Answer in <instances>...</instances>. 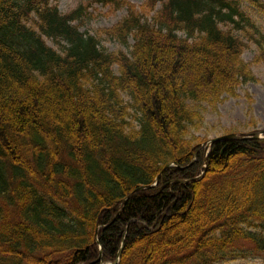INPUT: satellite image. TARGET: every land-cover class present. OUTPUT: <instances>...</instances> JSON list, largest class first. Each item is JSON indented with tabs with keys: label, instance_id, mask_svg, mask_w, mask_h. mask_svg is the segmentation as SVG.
I'll return each instance as SVG.
<instances>
[{
	"label": "trees",
	"instance_id": "obj_1",
	"mask_svg": "<svg viewBox=\"0 0 264 264\" xmlns=\"http://www.w3.org/2000/svg\"><path fill=\"white\" fill-rule=\"evenodd\" d=\"M97 1L127 5L100 35L133 36L130 53L80 29L87 6L0 0V264L111 263L122 244L118 264L264 254V138L207 152L197 135L209 108L257 80L223 25L252 27L264 59L244 6L264 18V0Z\"/></svg>",
	"mask_w": 264,
	"mask_h": 264
},
{
	"label": "rangeland",
	"instance_id": "obj_2",
	"mask_svg": "<svg viewBox=\"0 0 264 264\" xmlns=\"http://www.w3.org/2000/svg\"><path fill=\"white\" fill-rule=\"evenodd\" d=\"M125 1L134 4L137 7L136 9L141 11V7L148 0ZM57 4L64 14L71 12L80 5L87 6L89 15L85 18L80 29L93 35L98 34L101 39V46L109 51L118 52L123 50L130 53L134 44L133 36L130 37L127 44H123L118 40L100 35L103 29L116 25L127 16L129 12L127 5L115 8L112 4L104 5L97 0H58ZM244 6L257 28H260L264 33V18L248 4ZM160 7L161 3H158L156 9L147 14V17L150 18L149 22H152L151 17ZM243 25V29L234 28L231 24L223 25V28L232 29L235 34L242 37L246 42L247 47L244 50L243 58L249 63L257 80L241 84L237 89L238 95L227 97L219 104L216 111L209 108L206 115V126L197 133L203 138H214L228 132L251 133L264 130V59L257 60L259 54L258 44L249 37L247 31L254 34L256 38H259V35L247 23L243 22ZM47 42L55 49L62 50L60 42L48 38ZM253 121L256 122L255 125H253ZM243 246L246 250L255 253L249 243H243ZM255 255L236 256L214 264H264V254L258 252Z\"/></svg>",
	"mask_w": 264,
	"mask_h": 264
},
{
	"label": "water",
	"instance_id": "obj_3",
	"mask_svg": "<svg viewBox=\"0 0 264 264\" xmlns=\"http://www.w3.org/2000/svg\"><path fill=\"white\" fill-rule=\"evenodd\" d=\"M263 133H264V131H263ZM260 136V133H256L255 134V137H259ZM236 138H241V136H239L238 134H235V133H233V134H228V135H223V136H218V137H216V138H213V139H211L210 141H209V144H212V143H214V142H216V141H221V140H229V139H236ZM198 178H195V180H197ZM150 187V185L149 186H142V187H140V188H137V190H142V189H145V188H149ZM122 251H123V245H122V247L120 248V250H119V252H118V256H117V258H116V260L113 262V263H111V264H118V262H119V260H120V257H121V255H122ZM102 258V251H101V255H100V259Z\"/></svg>",
	"mask_w": 264,
	"mask_h": 264
}]
</instances>
